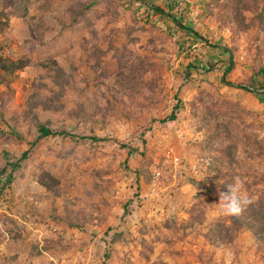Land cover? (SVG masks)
Instances as JSON below:
<instances>
[{
	"label": "rangeland",
	"instance_id": "obj_1",
	"mask_svg": "<svg viewBox=\"0 0 264 264\" xmlns=\"http://www.w3.org/2000/svg\"><path fill=\"white\" fill-rule=\"evenodd\" d=\"M182 1L202 39L185 46L125 0H0V54L29 61L0 85V169L29 151L0 195V264H264L249 230L211 234L228 224L219 185L264 199V102L235 88L264 64V5L241 31L229 0ZM38 125L72 138L29 147Z\"/></svg>",
	"mask_w": 264,
	"mask_h": 264
},
{
	"label": "trees",
	"instance_id": "obj_2",
	"mask_svg": "<svg viewBox=\"0 0 264 264\" xmlns=\"http://www.w3.org/2000/svg\"><path fill=\"white\" fill-rule=\"evenodd\" d=\"M127 1V5H131L132 8L145 11L144 21L151 22L152 16H158L159 18L165 20L166 26L168 28L173 29L176 34H180L181 36H185L184 46L187 45V42H192L193 38H197L201 40L199 34L193 29L188 28L183 23L184 21V13L186 12V2L182 0H125ZM262 3L264 5V0H229V7L226 10V17L232 16V19H227L229 22H233L239 30H246L250 26V21L246 24H243L244 16L241 15L244 11H256L257 5ZM84 6H75L74 9L70 10V13L77 17L83 16L85 13ZM263 7L261 10L256 13L258 18L260 17V23L264 18ZM188 40V41H187ZM209 48L218 49L219 47L216 45H208ZM220 52L223 54H227V69L221 75V82L226 86L234 87L231 83L224 81V76L227 73L228 69L232 66V53L231 50L227 47H221ZM29 64L28 60H9L5 56L0 54V85L4 83V76L11 75L16 70L22 69L24 66ZM42 68H44L47 72L46 75L55 79V83L59 84L62 75L63 69L58 66L55 61H49L45 63H39ZM191 63H187L184 69L183 76H188V72L186 69L191 68ZM194 68V67H192ZM250 75L246 79L244 86L236 85L235 88L243 91L245 93L251 94L257 98L258 101L264 102V64L258 63L254 69L250 71ZM59 80V81H58ZM176 106V105H175ZM173 107L168 116L164 117L159 121V123L165 122H173L175 119L174 111L176 107ZM46 109V107H44ZM37 135L35 139L30 143L29 147L33 146L37 140L46 137H71L70 134L66 133L63 130H52L44 125H38L36 127ZM29 154V151L26 150L23 152L20 157L14 162L10 163V161H6L4 166L0 169V195L3 190L7 187V185L13 179V170L17 168L20 161L24 160ZM9 168L8 171L6 169ZM49 180L50 176L46 173H40L37 176V181L41 186L46 187L45 180ZM217 178H215L216 180ZM50 187V186H48ZM220 191H223L218 186ZM219 191V192H220ZM251 199V203L246 207L243 213L240 216H227V225L222 223H217L216 228L212 230V237L219 241L225 242L224 237L229 238V233L233 229L243 228L249 230L255 240L264 246V199L262 197H256L255 199ZM195 211L193 208L188 210V222L197 221L196 219L200 218V214L195 215ZM196 218V219H195ZM228 239H226L227 241Z\"/></svg>",
	"mask_w": 264,
	"mask_h": 264
},
{
	"label": "clouds",
	"instance_id": "obj_3",
	"mask_svg": "<svg viewBox=\"0 0 264 264\" xmlns=\"http://www.w3.org/2000/svg\"><path fill=\"white\" fill-rule=\"evenodd\" d=\"M219 200L214 206H218L222 215L240 216L251 199L244 193L243 184L239 177L227 184L226 191L218 192Z\"/></svg>",
	"mask_w": 264,
	"mask_h": 264
},
{
	"label": "built area",
	"instance_id": "obj_4",
	"mask_svg": "<svg viewBox=\"0 0 264 264\" xmlns=\"http://www.w3.org/2000/svg\"><path fill=\"white\" fill-rule=\"evenodd\" d=\"M155 174H157V173H155Z\"/></svg>",
	"mask_w": 264,
	"mask_h": 264
}]
</instances>
